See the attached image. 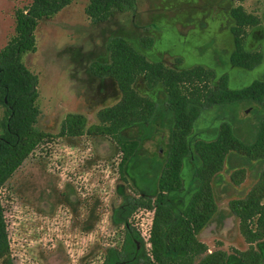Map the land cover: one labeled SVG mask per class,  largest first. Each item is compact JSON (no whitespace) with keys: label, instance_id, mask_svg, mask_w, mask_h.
<instances>
[{"label":"rangeland","instance_id":"374dc122","mask_svg":"<svg viewBox=\"0 0 264 264\" xmlns=\"http://www.w3.org/2000/svg\"><path fill=\"white\" fill-rule=\"evenodd\" d=\"M30 1L0 0V49L14 33V10ZM87 1L73 0L55 15L39 20L34 30L35 51L22 54V62L38 78L36 104L40 112L35 127L48 136L0 189L13 264H101L109 251L122 244L123 225L115 214L124 198H154L157 192V176L170 143V113L159 111L152 125L135 124L120 131L123 139L139 141L122 174L118 170L121 152L110 136L58 135L67 114L83 115L89 126L98 123L99 109L118 101L115 81L89 71L92 61H108L110 37H124L148 60L169 68L200 65L211 69L214 78L210 85L222 74L228 76L230 88L253 79L264 80V0L241 2L259 19L256 26L245 29V48L262 54L261 62L250 70L229 62L233 49L229 9L237 4L234 0H137L133 10L114 11L102 22L87 17ZM145 38L152 40L148 47L141 45ZM133 87L162 105L165 91L161 84L150 88L138 77ZM1 112L0 107V116ZM263 114L264 103L254 101L214 105L203 110L190 136L211 140L220 123L227 121L237 137L251 142ZM193 164L191 157L184 158L182 186L169 199L175 214L192 193ZM263 168L262 158L229 152L212 178L217 210L197 238L208 252L226 251L227 264H245L234 251L248 247L229 201L245 196ZM240 169L243 173L237 172ZM232 172H237L238 183L231 180ZM152 216L151 210L139 208L128 219L140 233L145 251H149L147 232ZM254 248L264 264V238L255 242Z\"/></svg>","mask_w":264,"mask_h":264},{"label":"trees","instance_id":"16d2710c","mask_svg":"<svg viewBox=\"0 0 264 264\" xmlns=\"http://www.w3.org/2000/svg\"><path fill=\"white\" fill-rule=\"evenodd\" d=\"M73 0H31L14 10V33L0 49V189L40 141L48 136L35 127L39 108L37 75L22 62V54L36 48L34 30L43 18L59 12ZM137 0H88L84 7L93 22L106 21L114 11L135 8ZM229 9L232 19L229 31L233 49L229 54L232 66L250 70L261 62L262 54L245 48L246 27L259 23L255 14L247 12L241 2ZM146 41V42H145ZM152 40L145 38L141 45L148 47ZM108 61H92L89 71L96 77L115 81L120 93L118 101L98 110V123L86 126L81 114L69 113L60 124L59 136H78L83 133L110 136L117 144L121 157L119 173L139 147L136 139H123L120 131L131 125H152L159 111L171 114L170 143L157 176V192L149 196H127L116 209V218L123 225V240L119 249L109 251L101 264H227L222 249L208 252L197 234L217 210L212 190V178L223 166L229 152L250 159H264V114L258 122L253 141L237 137L229 122L219 125L211 140L193 139L190 134L203 110L214 105H230L241 101L264 103V80L253 79L239 88L228 86V76L222 74L216 83L211 69L197 65L176 70L159 61L148 60L122 36L107 41ZM138 77L152 88L161 84L165 98L161 106L140 95L133 87ZM158 157L159 155L156 154ZM193 159L189 188L192 193L179 213L169 206L171 194L182 186L181 170L186 157ZM242 172L243 169L237 170ZM232 172L230 178L235 179ZM264 168L245 196L229 201V209L238 218V227L245 250H235L245 264H261V254L254 243L264 238ZM153 212L149 229V251L144 250L140 233L129 222L137 209ZM0 264H13L6 222L0 198Z\"/></svg>","mask_w":264,"mask_h":264},{"label":"built area","instance_id":"2783aa9c","mask_svg":"<svg viewBox=\"0 0 264 264\" xmlns=\"http://www.w3.org/2000/svg\"><path fill=\"white\" fill-rule=\"evenodd\" d=\"M149 229H148V232H147V239L149 238ZM148 245H149V242H148Z\"/></svg>","mask_w":264,"mask_h":264}]
</instances>
